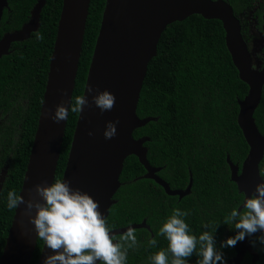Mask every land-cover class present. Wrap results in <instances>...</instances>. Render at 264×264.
Here are the masks:
<instances>
[{
    "label": "trees",
    "instance_id": "1",
    "mask_svg": "<svg viewBox=\"0 0 264 264\" xmlns=\"http://www.w3.org/2000/svg\"><path fill=\"white\" fill-rule=\"evenodd\" d=\"M38 1L7 0L0 22V41L30 22ZM224 1L233 7L237 17L251 5L249 0ZM63 2L46 0L38 32L27 41L13 43L9 55L0 59V173L8 167L0 193V259L16 211L6 207V194L9 190L20 194L22 190ZM106 3L107 0H91L72 102L77 95L84 96ZM242 34L248 42L244 31ZM248 94L249 86L240 79L228 50L222 22L193 15L168 26L160 39L158 54L149 65L137 108L140 119L155 120L137 129L133 136L136 140L149 139L145 143L148 161L160 169L158 176L173 191L187 190L191 181L193 185L191 193L182 199L169 196L154 180L144 178L147 171L136 156L125 160L121 187L108 222L113 231L143 222L150 228L135 229L140 244L129 249L127 264H149V256L167 246L166 239L157 233L174 208L189 212L185 219L196 235L202 223L216 225L217 247L234 235L224 217L245 195L232 182L227 159L241 171L250 152L238 124L239 103ZM79 115L69 113L55 179L64 178ZM254 118L264 135V90ZM260 172H264V160ZM150 238L157 240L156 246L147 244ZM236 245L222 249L227 264L236 256ZM257 247H261L259 241ZM43 249L38 239L31 264L39 263ZM256 252L260 256L256 263L248 254L243 264H264V253ZM197 259L194 253L188 258L189 264H196Z\"/></svg>",
    "mask_w": 264,
    "mask_h": 264
},
{
    "label": "water",
    "instance_id": "2",
    "mask_svg": "<svg viewBox=\"0 0 264 264\" xmlns=\"http://www.w3.org/2000/svg\"><path fill=\"white\" fill-rule=\"evenodd\" d=\"M45 3L46 0H39L31 12L30 22L1 39L0 59L9 55L13 43L27 41L38 32ZM90 4L91 0L63 2L38 128L20 193L25 198L39 199L34 186L55 180L70 111L59 123L49 118V112L54 111L61 101L66 107L72 103ZM7 7V0H0V22ZM193 15L222 22L234 65L240 79L249 86L248 96L239 103L238 124L250 152L241 171L228 157L231 180L244 195H251L256 184L262 181L260 165L264 160V135L254 116L263 96L264 64L257 61L258 68H254V54L243 37L241 21L233 7L224 0H107L84 92L89 105L84 106L79 115L63 178L72 187L87 191L97 200L106 218L116 203L114 197L121 187L120 178L129 156L139 159L147 171L144 178L154 180L167 195L182 199L191 193L192 181L187 190L173 191L158 176L160 169L152 167L147 158L145 143L149 139L136 140L133 134L155 120L140 119L137 108L149 65L158 54L163 33L168 26ZM89 87L98 91L107 89L115 95L110 111L101 112L91 102L95 93H88ZM108 121H118L116 135L111 139H105L103 135ZM89 131L93 133L91 136ZM4 181V177L0 178V193ZM132 227L150 230L146 222ZM124 230L114 232L120 234ZM256 235L259 234H254L252 239ZM37 243L34 226L21 205L15 211L0 264H31ZM235 251L236 256L229 261L230 264H243L247 254L254 263L260 259L247 236L236 245ZM47 254L48 249H43L38 264H42Z\"/></svg>",
    "mask_w": 264,
    "mask_h": 264
},
{
    "label": "clouds",
    "instance_id": "3",
    "mask_svg": "<svg viewBox=\"0 0 264 264\" xmlns=\"http://www.w3.org/2000/svg\"><path fill=\"white\" fill-rule=\"evenodd\" d=\"M88 93L91 102L101 112L111 110L115 95L107 89ZM89 105L86 95H77L74 102L65 106L57 104L49 118L59 123L65 120L68 112L81 113ZM118 121L106 122L105 139L116 135ZM93 133L89 131L88 135ZM262 181L257 183L251 195L246 194L242 201L224 217V223L231 225L234 235L223 240L217 247L214 236L215 226L202 223L199 235L193 233L186 222L189 212L180 208L172 209L159 227L158 236H163L167 246L149 256V264H189L188 258L194 253L196 264H227L222 249L235 246L247 236L249 243L257 251L264 253V172ZM34 192L39 199L25 198L14 190L6 194V207L18 209L24 206L25 214L34 226L35 239L43 242L48 254L42 264H127L129 249H135L140 242L135 229L129 225L117 234L113 231L106 216L99 208V202L87 191L74 188L66 179H55L50 183L37 184ZM254 234L255 239H252ZM259 241L261 247H257ZM149 246H156L157 240L150 238Z\"/></svg>",
    "mask_w": 264,
    "mask_h": 264
},
{
    "label": "flooded vegetation",
    "instance_id": "4",
    "mask_svg": "<svg viewBox=\"0 0 264 264\" xmlns=\"http://www.w3.org/2000/svg\"><path fill=\"white\" fill-rule=\"evenodd\" d=\"M249 1L251 2V5L248 8H246L245 11L239 14L238 16V18L241 21V25H242V33L244 31L247 36V39H248V42H246L247 44H251V42L254 43L253 39H251L252 34L254 35L258 34V36L261 37V39L259 40L264 42V29H263L264 0H249ZM7 176H8V167L3 169L0 173V178L4 177L6 180Z\"/></svg>",
    "mask_w": 264,
    "mask_h": 264
},
{
    "label": "rangeland",
    "instance_id": "5",
    "mask_svg": "<svg viewBox=\"0 0 264 264\" xmlns=\"http://www.w3.org/2000/svg\"><path fill=\"white\" fill-rule=\"evenodd\" d=\"M249 17H250V15H249ZM251 39H253L254 43L251 42V44H248V46H249L250 51L253 52V54H254V58H255L254 59V61H255L254 68H258L257 61L262 62L264 64V57H263L264 42L259 40V39H261V37L258 36V34H256V35L252 34Z\"/></svg>",
    "mask_w": 264,
    "mask_h": 264
}]
</instances>
